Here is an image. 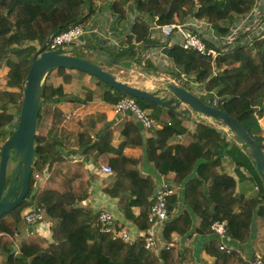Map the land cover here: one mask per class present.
<instances>
[{
    "label": "trees",
    "instance_id": "16d2710c",
    "mask_svg": "<svg viewBox=\"0 0 264 264\" xmlns=\"http://www.w3.org/2000/svg\"><path fill=\"white\" fill-rule=\"evenodd\" d=\"M94 1L0 0V68L4 65L9 68L8 83L18 88L17 91H0V103L4 101V104H0L1 142H5L18 126V122L14 124L17 114L9 111L7 103L17 105L19 118L26 77L39 50L38 45L43 46L52 35L74 23L88 22L96 11ZM131 1L106 0L119 19L126 17V8ZM133 3L137 14L127 41L131 44L135 39L137 42L143 41L146 47H153L159 44L151 38L149 19L156 18L160 24H168L176 22L175 14L178 21H182L195 11L198 19L213 23L218 32H225L227 27L220 24L223 18L230 17L234 12L249 11L254 0H133ZM165 50L179 74H193L197 84H204L208 94L200 98L208 101L213 97L210 92L214 91L222 109L245 124L259 142L264 140V136L260 135L259 122V117L264 116V39H257L253 45L237 48L215 60L179 45ZM110 55L125 62L138 54L137 49L130 45ZM56 69L63 73L66 67ZM105 85L108 89L103 97L107 102L115 104L121 98L130 96L117 90L113 92V88ZM65 98L63 86L43 83L41 103ZM136 100L152 116L159 117V110L163 106L139 98ZM168 111L172 116L171 124L166 123L159 130L161 139L156 144L153 140L148 141L150 160L161 173L175 171L176 183H182L192 174L199 159L202 162L197 169L198 175L185 183V203L189 209L165 221L164 238L171 241L173 233H188L193 225L192 211L200 219L193 232L214 233L213 223L226 220L227 235L241 243L247 242L255 212L264 217V179L256 170L262 180L258 184L259 191L256 196L245 198L238 194L234 176L219 173L217 167L224 154L238 165L248 166L250 162L253 163L247 161L252 160L249 154L236 141L230 144L222 131L206 121L198 124L191 144H168L171 137L185 132L179 116L188 115ZM107 141L111 142V132L102 134L97 143L90 142V147L84 148L82 142L84 153L103 152L101 147ZM126 143H129V139ZM34 158L28 196L21 205L0 219L2 264H177L172 246L156 253L145 248V241L141 237L124 241L111 233L100 232L97 221L99 211L80 206V202L88 197L91 186V174L84 161L68 160L57 143L45 144L39 135H36ZM110 163L116 178L104 191L119 199V208L127 219L141 230H148L151 227L148 220L152 204L150 197H153L155 190L153 179L140 175L135 159L120 155L117 159H111ZM47 172V179L38 185L35 173ZM10 179L11 175H8ZM177 204L175 191L168 199L170 215ZM33 206L44 209L46 217L51 220V239L34 232L19 239L22 212ZM134 207L140 208L139 215L135 214ZM18 242L19 247L15 249L13 245ZM204 249L216 257L215 264H249L240 250L221 249L219 241L215 239L207 242Z\"/></svg>",
    "mask_w": 264,
    "mask_h": 264
},
{
    "label": "crops",
    "instance_id": "0c3cea01",
    "mask_svg": "<svg viewBox=\"0 0 264 264\" xmlns=\"http://www.w3.org/2000/svg\"><path fill=\"white\" fill-rule=\"evenodd\" d=\"M102 8L96 10L88 21L90 29L97 28V31L88 32L78 43L80 46H87L93 53H99L97 55L99 56L97 57L99 60L93 61L99 63L105 70L113 73L118 79L155 92V94L160 96L170 97L168 93L160 90V86L171 79H175L179 85L186 87L199 97H207L208 93H206L204 84H197L194 81L193 74H184L187 78L183 79V73L179 74L180 71L177 68L174 70L170 67L172 60L166 54V50L160 52L158 47H146L143 41L137 42L135 39H133L131 44L127 41L137 14L133 0L126 8V17L122 19H119L117 14L114 13L108 2ZM174 18L175 21L179 19L176 14ZM186 19L188 21L194 20V12ZM155 22L160 24L156 18L148 20L149 30H151L150 32H152L156 41H161L164 37L160 29L153 28ZM215 28L219 31L217 27ZM152 35L151 38H153ZM129 44L137 49L138 55L136 58L129 57L125 62L121 61L120 65L108 64L101 59V55L115 54L123 48L130 46ZM149 54H151V57L148 56ZM127 64H130L129 67H127ZM149 65H152L154 69ZM114 66H117L118 73L114 70ZM152 72H161L160 77L153 80L151 77ZM125 73L128 74L125 77L120 75ZM44 82L54 87L63 86L66 98L57 102L44 101L40 103L36 133L43 138L45 144L57 143L68 160L85 162V167L91 174V186L88 191V197L80 202V206L91 208L96 212L102 209L110 210L114 214L116 225L127 229L134 237H138L147 231L141 230L134 222L127 219L119 208V199L110 196L104 191L107 186L115 181L116 175L115 171H113V174L102 172L101 166L109 165L112 167L110 163L111 159H117L120 155H123L126 158L138 161L137 171L140 175L153 179L154 189H156L163 179H167L174 184L178 196V204L169 218L176 217L184 210L189 209V206L185 203V183L189 178L198 175L197 169L202 162L201 159L197 161L196 167L190 176L182 183H176L175 171L161 173L149 158L148 141L153 140V143L156 144L161 139L158 134L161 128L146 130L135 119L133 114L129 112L117 114L114 110L115 104L107 102L103 97V93L108 87L100 79L78 69L66 68L63 73H60L57 69H53L46 75ZM6 90L17 91L18 88L11 85L7 87L0 86L1 92ZM0 104H4V101L2 100ZM7 107L10 112L16 114L17 105L7 103ZM151 109L150 111H152ZM168 110L164 107L162 110H159L158 119L164 124L172 120V116ZM174 111L180 113V109ZM179 119L185 128V132L171 137L168 144L187 146L193 142V132L196 130L198 124L205 122V119L197 114H188L184 117L179 116ZM260 125V135L264 136L262 122H260ZM107 132H111V142L107 141L102 145L103 152L96 150L89 154L84 153V148L90 147V142H99L101 135ZM222 133L225 140L230 144L235 141L233 137L226 136L224 132ZM128 139L129 143H126ZM82 142L84 148L82 147ZM3 143L0 141V150ZM218 151L220 154V149ZM247 161L250 162L253 159ZM253 163L250 162L248 166L238 165L230 156L224 154L221 157V164L218 165L217 170L219 173L233 175L237 181L236 190L238 194L243 195L245 198H252L257 195L259 191L258 184L262 182L257 175L256 166L253 168ZM30 208L32 207L22 212V218L23 213ZM134 212L136 215H139L140 208L134 207ZM191 215L193 218L191 230L185 235L173 233L171 241L164 238L163 230L166 222L157 223L152 227L158 239V251L155 252L157 253L163 248L172 246L175 250L177 264H215L216 257L208 254L204 247L210 240L215 239L218 241V239L214 233L200 234L193 232L200 219L192 211ZM46 219V221L44 220L34 226H28L22 219L19 239L26 238L31 232L51 239L52 222L47 217ZM263 226L264 217L257 215L255 212L251 226L252 234L250 241L241 243L229 236L224 241L235 250H242L243 254L242 252L241 254L246 260L251 259L255 252H260L264 255V236L263 231H260V227ZM14 245V248L18 249L19 242ZM0 264H2V258H0Z\"/></svg>",
    "mask_w": 264,
    "mask_h": 264
},
{
    "label": "built area",
    "instance_id": "2783aa9c",
    "mask_svg": "<svg viewBox=\"0 0 264 264\" xmlns=\"http://www.w3.org/2000/svg\"><path fill=\"white\" fill-rule=\"evenodd\" d=\"M94 3L96 10H98L101 6V2L95 0ZM220 24L221 26L227 27L225 32H218L213 23L207 20L198 19L196 16L194 20H177L176 22L169 24H157L155 22L153 28L157 30L160 29L164 37L163 40L156 41L159 45H156L155 47H158V50L162 52L166 48L179 45L184 49L196 51L204 56H210L215 60L218 56L237 48L253 45L257 39H264V0H254V5L249 11L243 13L234 12L231 17L223 18ZM89 25L90 23L88 22H77L70 25L66 30L52 35L46 42L47 50L64 48L67 52L68 48L79 43L88 32L97 31V28L91 30ZM152 39L156 40L154 36ZM84 48H87V46H84ZM151 54L148 56L151 57ZM170 67L175 70L173 61L170 64ZM182 78L186 79L187 77L182 74ZM170 81L179 84L175 79H171ZM210 93L213 97L206 102L213 106L221 104L216 93L214 91ZM114 110L117 114L126 112L133 114L135 119L139 121L142 127L146 130L162 128L165 125L160 119L152 116L147 110L142 108L133 96H125L121 98L115 103ZM205 121L213 124L216 128H221L226 136L233 137L227 127L218 125L215 120L209 118ZM167 123L171 124L170 121ZM262 148L264 149V140L262 141ZM101 171L106 174L113 173V169L109 165H102ZM48 175V173H35L38 185L41 182L43 183ZM175 191L174 184L167 179H163L157 185L148 214L151 228L144 234L138 236L144 239L146 249L158 251V239L152 227L157 223L165 222L169 219L170 212L168 209V199L175 193ZM35 207H37V209H35ZM35 207H32L23 213V219L28 226L37 225L43 222L46 218L45 210L38 206ZM97 221L101 233H111L114 237L121 238L124 241H133L138 238L132 236L127 229L118 227L115 223L114 214L110 210H100L97 216ZM212 229L220 243L221 249L227 251L234 250V248L227 245L224 241L228 236V222L226 220L215 221L212 225ZM248 263L264 264V255L260 252H255L251 259L248 260Z\"/></svg>",
    "mask_w": 264,
    "mask_h": 264
},
{
    "label": "water",
    "instance_id": "95a60500",
    "mask_svg": "<svg viewBox=\"0 0 264 264\" xmlns=\"http://www.w3.org/2000/svg\"><path fill=\"white\" fill-rule=\"evenodd\" d=\"M46 47L45 43L34 55L26 77L18 126L1 147L0 219L21 205L30 192L43 83L46 75L58 67L73 68L89 73L113 88V92L117 90L135 98L156 103L169 110L180 109L181 114H197L205 120L209 118L215 120L218 125L229 129L235 141L251 156L257 171L264 179L262 142L256 139L254 133L245 124L222 109L221 104L213 106L186 87L171 81L160 86V90L168 93L170 97L160 96L155 92L118 79L95 61L69 54L64 48L47 50ZM101 59L108 64H121L118 58L107 54H103ZM219 130L222 131L221 128ZM11 159L15 161V165L8 182V163Z\"/></svg>",
    "mask_w": 264,
    "mask_h": 264
},
{
    "label": "rangeland",
    "instance_id": "374dc122",
    "mask_svg": "<svg viewBox=\"0 0 264 264\" xmlns=\"http://www.w3.org/2000/svg\"><path fill=\"white\" fill-rule=\"evenodd\" d=\"M98 2H101V6H100V8L99 9H101L102 8V6L106 3V0H98ZM103 9V8H102ZM35 44H37V43H35ZM39 48H41V46H39L38 45V49ZM67 52L69 53V54H74V55H80V56H83L84 58H87L88 60H99V58H97V57H99V56H97V55H99V53L97 52H94L93 53V51L91 50L90 51V49L87 47V48H84V46H80L78 43H76V44H74V45H72V47L71 48H68V50H67ZM102 56V55H101ZM149 66H152V65H149ZM7 66H3L2 68H0V86H3V87H7V86H10V84L8 83V78H7V74H8V71H9V68H6ZM6 68V69H5ZM114 68V70H116L117 71V73H118V68H117V66H114L113 67ZM152 69H154V67L152 66ZM6 70V71H5ZM161 73V72H160ZM160 73H158V72H152V74H151V77H152V79L153 80H156V79H158L159 77H160ZM121 76H123V77H125V76H127L128 74H120ZM192 75V74H191ZM18 110L19 109H17L16 111V119H15V121H14V124H17V122H18ZM259 121L260 122H262V126L264 127V116H262V117H259ZM14 165H15V161L14 160H10L9 161V163H8V175H11V173H12V170H13V168H14ZM9 181V180H8ZM45 221L47 220L46 218L44 219ZM260 231H263V236H264V226L263 227H260ZM252 234V233H251ZM250 238H251V235H250V237H249V239H248V241H250ZM261 249H262V247H261ZM264 249V248H263ZM240 252H242V250L240 251ZM242 254H243V252H242ZM241 254V255H242ZM242 257H244L243 255H242ZM245 258V257H244Z\"/></svg>",
    "mask_w": 264,
    "mask_h": 264
}]
</instances>
